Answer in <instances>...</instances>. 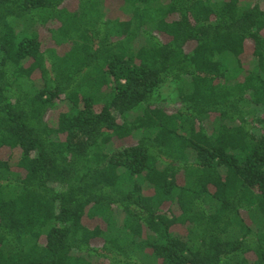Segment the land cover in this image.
Here are the masks:
<instances>
[{
    "label": "trees",
    "instance_id": "trees-1",
    "mask_svg": "<svg viewBox=\"0 0 264 264\" xmlns=\"http://www.w3.org/2000/svg\"><path fill=\"white\" fill-rule=\"evenodd\" d=\"M66 1L0 0V264H264V0Z\"/></svg>",
    "mask_w": 264,
    "mask_h": 264
},
{
    "label": "rangeland",
    "instance_id": "rangeland-1",
    "mask_svg": "<svg viewBox=\"0 0 264 264\" xmlns=\"http://www.w3.org/2000/svg\"><path fill=\"white\" fill-rule=\"evenodd\" d=\"M106 2V13L107 16L111 19L114 18H119V17H123V14L120 13L119 11V7L122 4L121 0H105ZM252 1V0H251ZM77 4L76 0H67L64 4V7L69 8V10H72L75 8ZM39 35H40V40L42 42V46L44 47H48V48H54L56 49L57 53H59L60 55L63 54L64 52L67 51L68 46H63V47H57L53 44V41L50 39V34L47 31V29H40L39 30ZM193 48V44L188 45L185 48V52L186 53H190V51ZM251 55V49L248 48L246 49L245 54L242 57V63L245 66V68H247V62L250 58ZM158 97L159 99H161L162 101V105L166 106L168 109H173L174 107H177V98H176V91H175V86L172 84H168L166 86H164L163 88L160 89V91L158 92ZM66 107L65 105H61L58 109H56L54 112H52L48 119L49 122L54 123L55 120L57 119L58 114L65 110ZM134 140L133 139H128V140H124V141H114L112 143V145L110 146V148L108 149V151H111L112 149H117L123 146H128L130 144H133ZM10 151L9 150H3L0 151V158L2 159H7L10 156ZM17 159V154H13L12 158H11V165L15 164V160ZM244 219L245 221H247V223L249 222L245 215H244ZM84 223H86L88 226L90 227H94L95 225L99 224L101 228H104L103 224L101 223L100 220H84ZM94 244L96 246H101L102 243L101 242H94Z\"/></svg>",
    "mask_w": 264,
    "mask_h": 264
}]
</instances>
